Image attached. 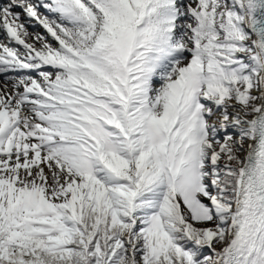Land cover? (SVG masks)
<instances>
[{
    "label": "snow or ice",
    "instance_id": "6c2138e0",
    "mask_svg": "<svg viewBox=\"0 0 264 264\" xmlns=\"http://www.w3.org/2000/svg\"><path fill=\"white\" fill-rule=\"evenodd\" d=\"M0 33V264H264V0H0Z\"/></svg>",
    "mask_w": 264,
    "mask_h": 264
},
{
    "label": "bare ground",
    "instance_id": "6f19581e",
    "mask_svg": "<svg viewBox=\"0 0 264 264\" xmlns=\"http://www.w3.org/2000/svg\"><path fill=\"white\" fill-rule=\"evenodd\" d=\"M33 27H30L29 29L31 30ZM39 29V27H37Z\"/></svg>",
    "mask_w": 264,
    "mask_h": 264
}]
</instances>
